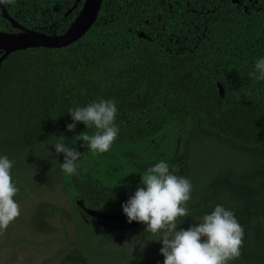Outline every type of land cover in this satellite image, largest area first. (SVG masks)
<instances>
[{"label":"trees","instance_id":"trees-1","mask_svg":"<svg viewBox=\"0 0 264 264\" xmlns=\"http://www.w3.org/2000/svg\"><path fill=\"white\" fill-rule=\"evenodd\" d=\"M238 1L102 0L76 42L14 51L0 62V154L14 162L17 194L33 172L56 176L74 211L76 241L55 264H141L158 234L127 222L121 204L134 191L95 211L61 171L57 136L70 144L94 131L78 123L68 132V110L100 99L116 102L118 138L103 154L72 145L95 185L136 188L140 173L167 160L193 185L178 228L222 204L245 233L233 261L264 264V81L250 75L264 56V0ZM83 3L5 0L0 31H20L5 10L27 29L62 34Z\"/></svg>","mask_w":264,"mask_h":264},{"label":"clouds","instance_id":"clouds-1","mask_svg":"<svg viewBox=\"0 0 264 264\" xmlns=\"http://www.w3.org/2000/svg\"><path fill=\"white\" fill-rule=\"evenodd\" d=\"M250 75L264 81V56L255 61ZM117 112L116 102L110 99L94 100L68 110L72 120L66 125L68 132H74L78 123L94 131L92 134L84 131L67 139L70 144L65 142L64 135L57 136L52 146L57 155L63 154L62 172L69 176L76 174L82 153L72 145L78 142L92 154H103L111 149L120 133L115 123ZM13 163L7 155L0 154V231L7 229L20 215L14 199L18 188L12 181ZM192 189L191 181L180 174L178 167L160 160L140 173L136 190L121 204L122 213L128 223H142L148 232L160 233L157 241L161 244L159 253L164 258L163 264H229L238 259L244 228L234 211L222 204L215 205L210 213L197 218L187 228H178L177 218L189 214L187 202ZM18 259L22 261L23 257Z\"/></svg>","mask_w":264,"mask_h":264},{"label":"rangeland","instance_id":"rangeland-1","mask_svg":"<svg viewBox=\"0 0 264 264\" xmlns=\"http://www.w3.org/2000/svg\"><path fill=\"white\" fill-rule=\"evenodd\" d=\"M32 178L23 185L14 198L19 205L20 215L0 231V264H55L59 254L75 243L74 211L70 200L63 193L56 176L31 174ZM74 187L89 209L99 204L107 206L118 198V192L99 188L79 167L72 175ZM81 203V202H80ZM96 211V210H95ZM160 233L151 237L143 252L141 264H163V256L157 241ZM23 257L19 260L18 257ZM230 264H240L233 261Z\"/></svg>","mask_w":264,"mask_h":264},{"label":"water","instance_id":"water-1","mask_svg":"<svg viewBox=\"0 0 264 264\" xmlns=\"http://www.w3.org/2000/svg\"><path fill=\"white\" fill-rule=\"evenodd\" d=\"M234 3H239L238 0H232ZM102 0H84L82 9L79 15L71 23L68 29L62 34H48L32 29H27L22 25L18 24L9 17L5 10L3 13L6 15L7 19L11 25L18 28L19 33H5L0 31V51L3 52L0 57V62L10 53L18 50H23L27 48H62L69 46L70 44L76 42L95 23L98 13L100 11ZM139 36L144 37L141 33ZM219 91L223 94V89L218 85Z\"/></svg>","mask_w":264,"mask_h":264}]
</instances>
